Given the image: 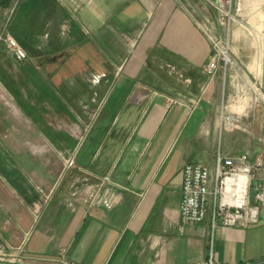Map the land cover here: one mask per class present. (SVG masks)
Returning <instances> with one entry per match:
<instances>
[{"label":"crops","instance_id":"obj_1","mask_svg":"<svg viewBox=\"0 0 264 264\" xmlns=\"http://www.w3.org/2000/svg\"><path fill=\"white\" fill-rule=\"evenodd\" d=\"M0 16V35L16 37L39 64L30 75L31 63L0 51V262L206 264L209 220L181 225L183 172L190 163L214 170L219 155L247 156L263 162L253 184H264V0H242L234 65L213 79L207 33L225 34L191 0H16ZM13 61L35 98L34 153L12 149L24 142V123L11 100L29 117L35 107L14 90ZM77 62L106 76L88 86L87 75L42 71ZM40 113L82 114L83 124L66 133ZM229 116L238 119L230 128ZM63 145L57 157L50 147ZM72 155L76 167L66 170ZM106 177L109 206L87 205ZM214 252L218 264H264V209L255 226L216 229Z\"/></svg>","mask_w":264,"mask_h":264},{"label":"built area","instance_id":"obj_2","mask_svg":"<svg viewBox=\"0 0 264 264\" xmlns=\"http://www.w3.org/2000/svg\"><path fill=\"white\" fill-rule=\"evenodd\" d=\"M242 0H215L213 6L217 11V24L225 31L220 37L207 33L212 45V60L206 67V73L213 79L219 72L226 73L234 65L232 57L231 31L235 23H240L239 13ZM13 13V10H12ZM243 25L242 23H240ZM18 62L29 60L27 51L9 33L0 35V47ZM105 74H95L92 83L100 84ZM238 119L232 116L225 118V126L232 127ZM76 167L75 156L66 159V170ZM263 168V162L249 163L247 156L225 157L219 155L215 169L200 163L186 165L183 172V198L180 207L181 225H199L209 220L211 227L206 264H218L215 261L214 233L220 227L247 229L260 222L264 209V184L254 187L253 181ZM111 179L106 177L96 185L92 192L86 194L87 205L100 204L109 206L106 185ZM255 188L252 202L251 192ZM72 197L82 192L79 186L73 185ZM74 264V263H70Z\"/></svg>","mask_w":264,"mask_h":264},{"label":"rangeland","instance_id":"obj_3","mask_svg":"<svg viewBox=\"0 0 264 264\" xmlns=\"http://www.w3.org/2000/svg\"><path fill=\"white\" fill-rule=\"evenodd\" d=\"M191 1L196 7H198V9L200 11L205 13L207 16L209 15V17L211 18V22H212V20L214 22L217 21L218 14H217V11L215 10L214 6H213V3H214L215 0H191ZM9 18L10 17H9V14H8L6 19H9ZM1 20H2V17L0 16V25H1ZM10 23H11V21H10ZM216 26H217V31L219 30L218 32H222V34L224 35L225 31L222 28H220L218 26V24H216ZM20 36L23 37V39H24L23 35L20 34ZM13 38L17 39L16 37H13ZM2 50H4L3 45L0 47V51H2ZM72 52H73V55L77 56V57L79 55H81V53H82L80 50H74V49H73ZM29 61H31V59ZM29 61H26V63L28 62V64L31 63L30 69H28L27 71L29 72L30 75H36L37 65L39 66L38 62L36 63V61H35V63L34 62L33 63L32 62L29 63ZM13 62L15 64H13L12 66H9V68H10V73L13 75V76L11 75V78H12L11 82H12V84L14 86V90L16 92L19 91V90L20 91L24 90V92H25V91L28 90V88L26 87L27 85H25V83H24V82H26L24 80L26 73L24 74V70L21 67V65H19L15 61H13ZM76 64H77V66H75V65L70 66V67L66 66L65 69L63 67H60V68H57L56 70H54L53 68L51 69V66L50 67L48 66L45 69H43L42 71H43V73L45 75L47 73H48V75H52V73H53L54 75H56V77H60V79H62V77H65V74H66L67 71H68V73L70 75H87L88 77H86V81H84L83 84H86L88 86L90 84L92 85L93 84L92 83L93 76L95 74H100V73H95V72L94 73H90V72L89 73H85V72H88V70H90V68L91 69H96L97 68L96 65L94 63H91V65L89 67L87 64H79L78 62ZM55 66H57V65H55ZM50 69L52 70L51 72H49ZM74 72H76V73H74ZM40 73L42 74V72H40ZM66 75H68V74H66ZM20 77H21V81H19ZM56 81H57L56 84L59 85L60 84V80L57 79ZM16 100H15V98H13V100H11V102L13 104L12 105L13 108H15L17 110L16 112H14V118L13 119H14L15 122H18V123L23 122L24 123V142L22 144H18L17 143L16 146L12 147V149L15 152H19V153H21V152L25 153L26 151H30L31 153H34V150H35L36 147H34L32 145V140H33V137H36L35 133L37 132L36 129L34 128V125L32 124V122L37 124L36 123V121H37L36 120V118H37V115H36L37 107H36V103H35V98L32 97L31 94L27 98L26 92H25V95H24V107H26V103H27V105L29 107L35 106V107H33L34 109H33V112L31 114L32 115L31 117H29L27 114H25V112L24 113L21 112V110L17 107ZM13 111H15V110H13ZM71 115H73V117ZM71 115H69V114L54 115V114L40 113V117H41V119L42 118L45 119V121H44L45 123H50V125L56 127L57 129H61V131H64L66 133H68L70 131H73V132H76L77 134H79V130L82 127V124H83V116H82V114H78V115L71 114ZM30 123L33 125V126H31L32 128L29 127ZM19 128L20 127L16 125V127L11 131L13 136H15L16 134H18L20 132ZM8 138H10V133L9 132L4 134V139H8ZM79 140H80V137H79ZM50 148L55 152L57 157H59V156L61 157V153H62V150L64 149V145L61 146L60 148L59 147L54 148L53 146H51ZM14 163L16 165H19L18 164L19 162L18 163L14 162ZM50 164L52 165V164H54V162L50 161ZM62 166L64 167L63 164H62ZM0 169L4 170L3 163H2L1 160H0ZM65 169H66V163H65ZM16 170H20V169H17L14 166L13 167L11 166L9 168V171H16ZM255 193H256V191H255V188L253 187L252 188V192H251L252 202H254Z\"/></svg>","mask_w":264,"mask_h":264},{"label":"trees","instance_id":"obj_4","mask_svg":"<svg viewBox=\"0 0 264 264\" xmlns=\"http://www.w3.org/2000/svg\"><path fill=\"white\" fill-rule=\"evenodd\" d=\"M16 0H0V13L14 6Z\"/></svg>","mask_w":264,"mask_h":264},{"label":"water","instance_id":"obj_5","mask_svg":"<svg viewBox=\"0 0 264 264\" xmlns=\"http://www.w3.org/2000/svg\"><path fill=\"white\" fill-rule=\"evenodd\" d=\"M0 264H5V263H1V262H0Z\"/></svg>","mask_w":264,"mask_h":264}]
</instances>
